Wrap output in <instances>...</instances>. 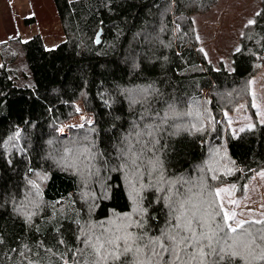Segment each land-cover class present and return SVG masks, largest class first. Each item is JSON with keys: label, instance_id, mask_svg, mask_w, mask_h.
Instances as JSON below:
<instances>
[{"label": "trees", "instance_id": "16d2710c", "mask_svg": "<svg viewBox=\"0 0 264 264\" xmlns=\"http://www.w3.org/2000/svg\"><path fill=\"white\" fill-rule=\"evenodd\" d=\"M219 1L54 0L64 42L48 49L35 35L13 40L20 56L10 45L0 49V264H84L92 257L78 250L91 253L85 239L95 243L115 215L134 213L142 226L127 231L143 236V247L176 223L173 209L198 188L243 194L264 170V122L242 125L241 114L232 127L228 116L253 111L247 104L264 64V0L231 69L213 66L195 27V15ZM80 101L94 122L59 136ZM217 149L228 154V169L207 167ZM133 153L134 171L125 164ZM212 200L204 194L192 203L225 211ZM244 227L256 237L254 255L225 256L221 264H264L255 258L264 224ZM126 259L131 254L109 264Z\"/></svg>", "mask_w": 264, "mask_h": 264}, {"label": "rangeland", "instance_id": "374dc122", "mask_svg": "<svg viewBox=\"0 0 264 264\" xmlns=\"http://www.w3.org/2000/svg\"><path fill=\"white\" fill-rule=\"evenodd\" d=\"M21 1H23L22 5ZM21 1L0 0V49L10 45L9 49H14L20 56L18 42L13 40L20 38L26 42L35 35H40L43 38L48 49H54L65 41L66 38L54 7V0ZM260 9L258 0H220L209 12L195 15V27L200 38V47L205 50L209 61H212L215 68H219V65L223 64L227 69H231V55L237 48L239 37L244 27L249 24L250 20H253ZM32 17L35 18L34 23L31 21ZM1 62L0 57V64ZM260 64L257 73L251 79L252 96L251 101L247 104V107L253 111L249 113L247 109L241 108L236 113L237 115H228L236 119L243 114L242 120L240 119L242 125L257 126L264 122V64L261 67ZM75 106L76 118H71L58 129L57 133L61 137H68L73 129L81 128L80 125H92L94 122L82 101L77 102ZM234 122L236 123H232V127H236L237 119ZM210 157L207 167L228 169L230 164L232 166L225 150L217 149ZM132 177L127 173L125 181L131 180ZM220 189L228 191H220L217 195V190L209 193L203 192V188H198L200 193L191 200L194 203L201 201L204 194H207L209 201H213L214 197L218 199L222 207H225V211L230 214L236 213L235 219L239 221L254 219L258 214L264 217V170L253 174L243 194H236L235 187L229 189L220 186L218 190ZM191 207V204H186L185 210ZM200 210L203 212V207ZM205 210H213V208L212 206L211 209L206 207ZM133 216L134 213L131 214V220ZM124 217L128 216L115 215L102 225V241L105 237H110L113 234H124V229L117 230L118 226L123 228V225L128 222ZM229 222L235 225L234 221ZM119 243L123 244V241Z\"/></svg>", "mask_w": 264, "mask_h": 264}, {"label": "snow or ice", "instance_id": "6c2138e0", "mask_svg": "<svg viewBox=\"0 0 264 264\" xmlns=\"http://www.w3.org/2000/svg\"><path fill=\"white\" fill-rule=\"evenodd\" d=\"M259 15V14H258ZM249 24H255V20H250ZM167 115L164 118L166 119ZM83 127V125H80ZM147 135H152L148 132ZM131 152V147L128 148ZM125 164H131L130 170L138 169L136 161L139 159L135 153ZM94 159V157H92ZM156 163H159L158 161ZM228 191L227 189L217 190ZM134 198L139 195V190L133 186ZM179 207L174 208L173 219L176 223L173 225L169 221V229L163 230L160 236L149 239V243L140 247L138 240H143V236H136L127 232V228L133 223L142 226L138 221H132L130 217H124L128 222L123 225L124 234L105 237H96L95 243L91 238L84 241L85 248H90L91 253H85L84 249L78 250L81 256L90 255L91 261L85 259L84 264H109V261H119L121 257H127L131 254V259H126L124 264H221L225 256L230 259L239 256L242 260L247 253L254 255L252 246L256 243V237L252 232L245 229V224L259 223L264 221H239L236 220V213L227 211L216 212L214 210H205L201 212L199 205L193 204L191 198L178 202ZM191 204L192 207L185 210V205ZM211 209V205L208 206ZM222 208V205H221ZM135 211L143 214L146 209H141L139 205ZM220 216L217 222L216 217ZM118 219H121L118 217ZM229 221H234L233 223ZM225 228L228 231H225ZM119 231V226L118 229ZM242 230V231H241ZM87 235V234H86ZM260 240H264V230H261ZM120 241H123L121 248ZM259 248V245H256ZM148 249V251H145ZM167 255L168 259L164 257ZM264 260V248H260V253L255 257ZM75 264H80L76 261Z\"/></svg>", "mask_w": 264, "mask_h": 264}, {"label": "water", "instance_id": "95a60500", "mask_svg": "<svg viewBox=\"0 0 264 264\" xmlns=\"http://www.w3.org/2000/svg\"><path fill=\"white\" fill-rule=\"evenodd\" d=\"M100 36H101V34L99 33V34H98V38H100ZM261 65H262V64H260V67H261Z\"/></svg>", "mask_w": 264, "mask_h": 264}, {"label": "crops", "instance_id": "0c3cea01", "mask_svg": "<svg viewBox=\"0 0 264 264\" xmlns=\"http://www.w3.org/2000/svg\"><path fill=\"white\" fill-rule=\"evenodd\" d=\"M20 1H21V0H20ZM21 2H22V3H21V5H22V4H23V1H21ZM75 118H76V117H75ZM75 118H73V119H75ZM73 119H72V120H73Z\"/></svg>", "mask_w": 264, "mask_h": 264}, {"label": "built area", "instance_id": "2783aa9c", "mask_svg": "<svg viewBox=\"0 0 264 264\" xmlns=\"http://www.w3.org/2000/svg\"><path fill=\"white\" fill-rule=\"evenodd\" d=\"M91 115V117L93 118V115L92 114H90ZM93 120V119H92Z\"/></svg>", "mask_w": 264, "mask_h": 264}]
</instances>
